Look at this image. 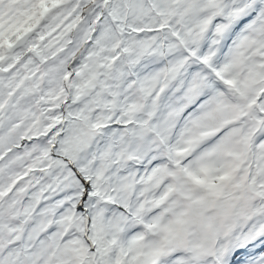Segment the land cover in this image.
I'll list each match as a JSON object with an SVG mask.
<instances>
[{"label":"snow or ice","instance_id":"1","mask_svg":"<svg viewBox=\"0 0 264 264\" xmlns=\"http://www.w3.org/2000/svg\"><path fill=\"white\" fill-rule=\"evenodd\" d=\"M0 264H264V0H0Z\"/></svg>","mask_w":264,"mask_h":264}]
</instances>
